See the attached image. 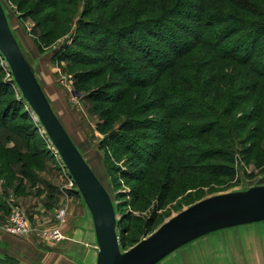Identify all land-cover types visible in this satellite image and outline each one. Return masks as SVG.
Segmentation results:
<instances>
[{
	"label": "rangeland",
	"instance_id": "obj_1",
	"mask_svg": "<svg viewBox=\"0 0 264 264\" xmlns=\"http://www.w3.org/2000/svg\"><path fill=\"white\" fill-rule=\"evenodd\" d=\"M0 1L11 34L42 91L53 98L54 112L60 115L58 116L69 137L112 200L121 254L149 239L166 221L197 202L225 193L245 192L252 187L264 186V121L259 118V107L263 108L264 113V95L255 94L242 102L238 117L244 128L239 131V138L234 141L227 139L221 144H208L210 138L200 135L206 132L209 119L195 117L202 109H196L200 104L193 106L192 103L189 106L191 103L188 101L194 99L192 93H182L184 86H179L171 77H165L163 84L160 83L157 72L145 69L137 53L133 54L126 48V42L116 41L114 37L119 29L112 32L109 46H112L114 53H119L120 57L128 61L126 65L118 62L114 65L117 67L114 71L107 67L104 59L99 64L91 63L88 57H94L93 49L106 39L107 32L95 24L84 25L81 22L89 18L106 19V16H101L103 12L95 14L93 9L108 0H61L64 3L61 7L71 15L61 14V21L52 35L47 34L53 29L50 22L42 25L40 22L51 20L56 14L54 9L49 8L55 0ZM188 2L193 4L195 0ZM124 3L122 0L111 2L110 6L113 8L108 14L114 15L108 18V24L114 30L130 20L156 15L150 10L145 16L136 17L137 19L134 16L129 20L118 18L119 11H123L120 7ZM138 3L135 0L127 1L126 13L130 7L135 9ZM169 3H166V8H169ZM61 7L58 9L63 10ZM178 9L185 13L188 8ZM85 10L87 12L83 16ZM175 19L178 22H189L184 17L176 16ZM136 35L137 33H133L129 36ZM150 44L153 45V42ZM146 48L148 50L150 46L147 45ZM185 60L183 67L194 63L191 55ZM128 68L130 70L125 75L123 71ZM188 71L187 79L193 80V70ZM14 84L9 67L0 54V126L6 123L9 129H0V153L3 148L11 151L16 147L23 154L34 151L40 154V158L35 160L34 169L37 170L30 179L22 176L19 164L16 166L12 163L6 170L0 169V203L3 204L0 216L5 218L0 222V228L3 231L11 211L10 204L14 203L27 217L32 233L14 236L3 231L2 234L12 238L29 236L32 243L49 251L51 246L47 242L60 243L65 237L59 228L40 230L34 222L31 212L38 201L33 195L40 193L42 187L37 174L42 171L40 169L52 167L58 171L64 191L70 193L76 190V186L70 184L61 171L59 161L52 155V145L44 129L26 101L21 99V92ZM161 87V96L164 93L167 97L173 95L179 99L173 102L161 100L156 91ZM177 94H183L180 96L182 98ZM201 105H204V100ZM162 106L163 109H160ZM180 108L186 109L184 114L188 117L171 118ZM193 109H196V113ZM202 111L204 113L206 110ZM190 112L193 113L188 114ZM123 122H134L140 128L124 134L121 130ZM256 128L260 144L251 149L252 154H247L244 150L253 143L251 132ZM18 135L30 139V149L26 151L25 143L23 140L19 141ZM9 138L11 141H6ZM170 138L172 144L168 143ZM228 144H232L231 147L236 151L233 176L214 175L210 166L224 164L221 161L203 160L200 157L204 168L198 172L193 171L191 162L183 164L178 159L184 155L187 159L197 160L200 151L207 153L211 148L227 153ZM6 155L9 157L11 153ZM4 161L0 160V166ZM181 163L189 170H183ZM64 214V208L55 213L60 224L64 222ZM54 230L61 232L62 240H53L48 235L44 238L39 236L42 232ZM158 259L152 264H264V220L200 235L168 250ZM23 261H19L20 264H26Z\"/></svg>",
	"mask_w": 264,
	"mask_h": 264
},
{
	"label": "trees",
	"instance_id": "obj_2",
	"mask_svg": "<svg viewBox=\"0 0 264 264\" xmlns=\"http://www.w3.org/2000/svg\"><path fill=\"white\" fill-rule=\"evenodd\" d=\"M112 1L114 0L105 1V3H101V6L93 9L95 14L103 12L101 16H106V19L89 18L85 22H81L84 25L95 24L107 32L106 39L100 41L99 45L93 49L94 57H88L91 63L99 64L104 59L108 65L107 67L114 71L117 68L114 65H117L118 62L126 65L128 61L120 57L119 53H114L112 46H109L112 32L119 29L120 31L114 38H116V41L119 40V43H127V47L120 46L129 48L133 54L137 53V57L143 61L145 69L157 72L160 83L165 80V77H171L176 81L175 83L178 82L179 86L183 85L182 93H192L191 96L194 98L188 101L191 103L189 106L192 103L193 106L200 104L196 109L198 110L201 107L202 110H206L204 113L202 110L198 111L199 114H195V117L209 119L206 132H202L200 135L210 138L211 141L208 144H221L227 139L234 141L239 138V131L244 128L238 117V110L242 102L247 101L249 97L255 94L264 95V0H195L193 4H190L188 0H168L170 2L169 8L165 7L168 3L167 0H153V3L151 0H135V2H139L137 7L136 5V8L133 7L135 9L130 7L127 13L125 11L126 2H130V0H122L125 3L120 7L123 11L121 13L119 11L118 18L122 17L124 20H129L133 16L140 18L150 10L156 15H147L148 17L146 16L141 20L137 18V20H130L129 23L125 22L115 30L108 24V18H112L114 15L108 14V11L113 8V6H110ZM36 2L40 1L36 0ZM63 5L64 3L61 0H55L52 5H49V8L54 9L56 14L51 20L40 22L42 25L49 21L53 26V29L47 34L52 35L58 28L57 24L61 21V14L71 15L67 9L61 7ZM58 7L63 8V10L58 9ZM178 7L188 9L184 13ZM191 10L193 11L192 14L190 13ZM86 12L87 10H85L83 16L86 15ZM176 16L188 18L189 22H178L175 19ZM147 24L151 26L148 27ZM126 32L127 35H125ZM133 33H137V35L130 37L129 35ZM152 42L153 45L150 44ZM147 45L150 46L148 50ZM78 46L82 45L78 44ZM190 55L194 63L187 65L189 69L193 70V80L187 79L189 69L182 65L186 61L185 58ZM170 58L171 60H169ZM129 70L128 68L123 73L127 75ZM161 89L162 87L159 90L156 89L157 94L162 98L161 100L173 102L179 99L173 95L167 97L164 93L161 96ZM177 95L180 97L183 94ZM20 96L23 99L21 93ZM202 100H204V105H201ZM23 101L25 100L23 99ZM163 107H160V109H163ZM195 110L192 111L196 113ZM259 111V118L264 121L263 108L259 107ZM169 112L171 111L169 110ZM185 112L186 109L180 108L174 115L171 113L173 117H170L174 119L188 117L187 114H184ZM191 113L193 112L188 114ZM139 128L134 122H123L121 124V130L124 134L132 133ZM0 129L9 130L6 123L4 125L2 123ZM257 132V128L251 132L253 143L248 149L244 150L245 153L252 154L251 149L260 144ZM18 139L19 141L23 140L26 151L30 149V139L21 138L19 135ZM196 139L200 138L196 137ZM6 141L11 140L9 138ZM168 143H173L171 138ZM231 145L228 144L227 146L229 153L211 148L207 153L200 151L197 157L199 160H196V158L195 160L187 159L188 157L184 155L179 156L178 159L183 164L184 162H191L193 171L198 172L203 171L204 168L201 165L202 160L200 157L203 160L221 161L224 164L210 166L214 175L233 176L235 172L233 166L235 162L234 154L236 151ZM2 152L0 153V160H5L0 166L2 171L6 170L7 166L12 163L16 166L19 164V171H23V177L29 179L33 177V172L37 170L34 169V166H36L35 160L40 158L39 152L34 151L31 154H27L28 152L23 154L21 149L16 147L11 151L3 148ZM10 153L11 156L8 157L6 154ZM182 163L180 167L183 170H189ZM179 171H181L180 168ZM33 183L34 179L32 180ZM2 205L0 203V207ZM0 264H20V262L14 257L6 255L0 257Z\"/></svg>",
	"mask_w": 264,
	"mask_h": 264
},
{
	"label": "water",
	"instance_id": "obj_3",
	"mask_svg": "<svg viewBox=\"0 0 264 264\" xmlns=\"http://www.w3.org/2000/svg\"><path fill=\"white\" fill-rule=\"evenodd\" d=\"M0 54L4 57L22 98L62 159L74 185L92 215L98 243V264H152L168 250L209 232L264 220V186L245 192L225 193L195 203L166 221L149 239L120 253L116 214L108 192L100 184L69 137L45 97L34 72L8 27L0 1ZM158 259V260H157Z\"/></svg>",
	"mask_w": 264,
	"mask_h": 264
},
{
	"label": "crops",
	"instance_id": "obj_4",
	"mask_svg": "<svg viewBox=\"0 0 264 264\" xmlns=\"http://www.w3.org/2000/svg\"><path fill=\"white\" fill-rule=\"evenodd\" d=\"M45 97L53 108V98L48 93H45ZM54 113L62 124L60 115ZM38 176L42 187L39 188L40 193L33 195L39 202L34 204L31 212L34 222L40 230L61 229L65 238L60 243L47 242L51 246L48 251L32 243L29 236L12 238L3 235L0 228V234L3 235H0V257L9 254L19 261L24 260L26 264H98L95 223L79 193L75 190L70 193L64 191L58 171L52 167L39 171ZM63 208L65 218L63 224H60L55 213ZM3 219L0 216V222Z\"/></svg>",
	"mask_w": 264,
	"mask_h": 264
},
{
	"label": "built area",
	"instance_id": "obj_5",
	"mask_svg": "<svg viewBox=\"0 0 264 264\" xmlns=\"http://www.w3.org/2000/svg\"><path fill=\"white\" fill-rule=\"evenodd\" d=\"M48 141H49V139H48ZM50 144L52 145V148H51L52 149V155L55 158H57V160L59 161L60 167L62 169L61 171H63L65 173V176L69 180V183L74 185V182H73L69 172L66 170V167L64 166V163L62 162V159L60 158V156H58L57 151L55 150L52 142H50ZM10 206H11V211H10V214L8 215L9 217L7 219V222L4 226V228H3V231H6L7 233L14 235V236L31 234L32 230H31L30 225L28 223L27 217L24 215V213L20 209H18L14 205V203H11ZM47 235H48V237H50L51 239L56 240V241L63 239V236L59 230H54V231L49 232V233L42 232V233H40L39 236L44 238Z\"/></svg>",
	"mask_w": 264,
	"mask_h": 264
}]
</instances>
